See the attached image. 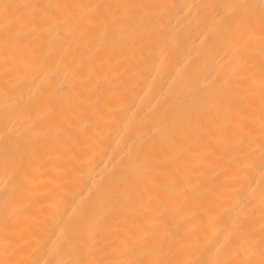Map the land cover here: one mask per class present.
I'll use <instances>...</instances> for the list:
<instances>
[{"label":"bare ground","instance_id":"6f19581e","mask_svg":"<svg viewBox=\"0 0 264 264\" xmlns=\"http://www.w3.org/2000/svg\"><path fill=\"white\" fill-rule=\"evenodd\" d=\"M0 264H264V0H0Z\"/></svg>","mask_w":264,"mask_h":264}]
</instances>
